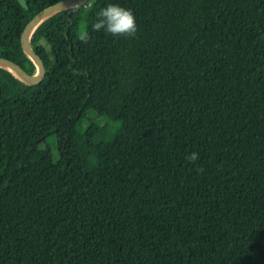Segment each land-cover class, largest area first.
Wrapping results in <instances>:
<instances>
[{"label": "trees", "instance_id": "trees-1", "mask_svg": "<svg viewBox=\"0 0 264 264\" xmlns=\"http://www.w3.org/2000/svg\"><path fill=\"white\" fill-rule=\"evenodd\" d=\"M57 1H0V56L34 73ZM109 3L134 38L92 29ZM30 42L40 83L0 67V264H264V0H88Z\"/></svg>", "mask_w": 264, "mask_h": 264}, {"label": "water", "instance_id": "water-1", "mask_svg": "<svg viewBox=\"0 0 264 264\" xmlns=\"http://www.w3.org/2000/svg\"><path fill=\"white\" fill-rule=\"evenodd\" d=\"M2 1V0H0ZM21 6L27 7L26 0H17ZM88 0H60L54 2L53 4L38 11L32 18L28 20L25 24L21 35L20 41L21 45L26 52V54L31 58V60L36 65V71L34 73L28 72L21 64L0 56V67L7 69L14 75L18 76L23 82L27 84H38L44 77L46 72V66L40 55L36 52L34 47L30 42V37L34 30L47 18L56 14L57 12L74 8L80 4L85 3Z\"/></svg>", "mask_w": 264, "mask_h": 264}, {"label": "clouds", "instance_id": "clouds-1", "mask_svg": "<svg viewBox=\"0 0 264 264\" xmlns=\"http://www.w3.org/2000/svg\"><path fill=\"white\" fill-rule=\"evenodd\" d=\"M92 29L96 32L104 31L112 37L134 38L137 33L136 17L130 8L109 3L96 13V20L92 24ZM78 39L87 44L90 35L87 31H82ZM191 159H197V154H191Z\"/></svg>", "mask_w": 264, "mask_h": 264}, {"label": "rangeland", "instance_id": "rangeland-1", "mask_svg": "<svg viewBox=\"0 0 264 264\" xmlns=\"http://www.w3.org/2000/svg\"><path fill=\"white\" fill-rule=\"evenodd\" d=\"M49 140H51V141H49V143L50 142H51V144L55 143V138L50 137ZM53 151L56 153L55 146L53 147ZM38 156H39V152H36L35 155H34V158L36 159ZM50 168H51L52 171H55L57 169L56 165L53 162L51 163Z\"/></svg>", "mask_w": 264, "mask_h": 264}]
</instances>
